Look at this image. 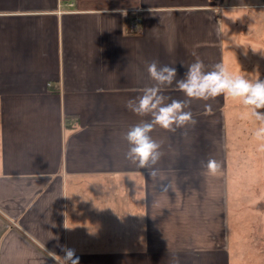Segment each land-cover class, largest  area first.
Listing matches in <instances>:
<instances>
[{
  "label": "crops",
  "instance_id": "crops-1",
  "mask_svg": "<svg viewBox=\"0 0 264 264\" xmlns=\"http://www.w3.org/2000/svg\"><path fill=\"white\" fill-rule=\"evenodd\" d=\"M249 13L264 22V0H0V264H56L61 246L80 264H242L249 244L264 264V229L243 240L230 207L251 161L228 96L192 100L195 125L156 126L148 170L124 139L151 119L127 107L154 84L148 64L177 79L196 60L229 67ZM161 92L187 99L175 84ZM252 204L264 221V193Z\"/></svg>",
  "mask_w": 264,
  "mask_h": 264
},
{
  "label": "clouds",
  "instance_id": "clouds-1",
  "mask_svg": "<svg viewBox=\"0 0 264 264\" xmlns=\"http://www.w3.org/2000/svg\"><path fill=\"white\" fill-rule=\"evenodd\" d=\"M149 78L154 81L152 86L139 90L140 95L129 100L127 107L138 116H150V120H142L131 126L124 135L129 144L126 158L140 169H149L155 166L161 158V145L151 136L154 128L174 132L177 129L197 123L190 103L192 100L208 101L221 95L239 100L248 109L249 115L254 118L257 127L253 133L259 141V150L264 151V80L251 79L242 74L229 71L224 63H217L211 70L206 71L202 61L196 60L187 67L182 79H177V69L170 65H160L153 60L147 66ZM175 84L187 99H172L166 102L161 89ZM210 112L211 106L205 105ZM205 167L209 173H215L219 163L215 159L207 160ZM156 170L148 172L151 177L156 176ZM120 217V216H119ZM63 255L52 258L56 264H80V258L74 249L61 246Z\"/></svg>",
  "mask_w": 264,
  "mask_h": 264
},
{
  "label": "rangeland",
  "instance_id": "rangeland-1",
  "mask_svg": "<svg viewBox=\"0 0 264 264\" xmlns=\"http://www.w3.org/2000/svg\"><path fill=\"white\" fill-rule=\"evenodd\" d=\"M256 10L258 9L254 6L247 9L249 12ZM256 16V13H249L245 21H242V39H238L236 43V30H231L228 69L234 74H242L251 79L259 77L264 80V26H260L264 22H255ZM227 63L228 60H226V66ZM229 99L231 101L229 112L232 114L238 112V120L242 123V154L249 152L251 161L248 171H244L246 168L242 167L240 178L237 179V182L233 181L235 183L231 182L229 186V198L232 202L230 207L232 213L242 214V222H237V225L242 223V239L244 240L247 236V240L251 238L252 233L257 236L255 233L261 227L264 229V221H253L258 213L251 207V205L254 206L252 203L256 201L257 197H261L264 193V151L259 150L260 142L254 138L253 133L257 125L254 118L249 115L248 109L239 100L231 97ZM257 207L258 205H256ZM259 259L260 254L253 250L250 244L247 245L246 252H242V264H258Z\"/></svg>",
  "mask_w": 264,
  "mask_h": 264
},
{
  "label": "built area",
  "instance_id": "built-area-1",
  "mask_svg": "<svg viewBox=\"0 0 264 264\" xmlns=\"http://www.w3.org/2000/svg\"><path fill=\"white\" fill-rule=\"evenodd\" d=\"M138 18L137 17H134L131 19V22H130V29L131 30H136V26L138 25Z\"/></svg>",
  "mask_w": 264,
  "mask_h": 264
},
{
  "label": "trees",
  "instance_id": "trees-1",
  "mask_svg": "<svg viewBox=\"0 0 264 264\" xmlns=\"http://www.w3.org/2000/svg\"><path fill=\"white\" fill-rule=\"evenodd\" d=\"M124 30H125V32H130L129 24H128V16L124 20Z\"/></svg>",
  "mask_w": 264,
  "mask_h": 264
}]
</instances>
